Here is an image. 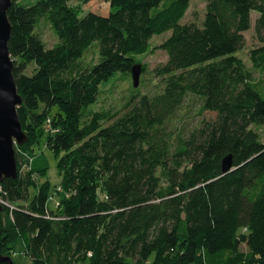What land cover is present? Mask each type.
Returning a JSON list of instances; mask_svg holds the SVG:
<instances>
[{
	"label": "trees",
	"instance_id": "obj_1",
	"mask_svg": "<svg viewBox=\"0 0 264 264\" xmlns=\"http://www.w3.org/2000/svg\"><path fill=\"white\" fill-rule=\"evenodd\" d=\"M99 1L10 0L25 142L13 147L16 176L0 182V256L19 242L29 264H264V0H203L200 26L180 23L189 0ZM252 22L247 67L237 54ZM166 32L161 90L131 85L119 110L92 111L100 86L144 71L139 58ZM89 50L96 61L83 66ZM189 97L213 117L172 126ZM43 126L55 189L33 147Z\"/></svg>",
	"mask_w": 264,
	"mask_h": 264
},
{
	"label": "rangeland",
	"instance_id": "obj_2",
	"mask_svg": "<svg viewBox=\"0 0 264 264\" xmlns=\"http://www.w3.org/2000/svg\"><path fill=\"white\" fill-rule=\"evenodd\" d=\"M20 3L26 0H17ZM100 10H106V4L101 2V0L93 5ZM205 14V3L203 0H189L188 8L181 20V24L195 23L200 26ZM256 15V14H255ZM253 18V17H252ZM253 20V19H252ZM45 47H51L55 39L48 29L47 26L41 25L37 31ZM169 36V32L162 34L161 36H154L149 41V48L153 50L152 53L139 58V62L144 66V71H140L138 78V86L140 85L141 94L151 95L155 92L161 90V82L159 77L154 74V70L160 67L165 62V54L158 50L159 44ZM258 46V43L253 38V22L250 31L245 33V46L244 49L237 54L241 58L247 67H250L248 54L251 48ZM96 61V56L93 51L89 50L83 58V66H89L91 63ZM131 89L130 78L121 77L116 75L108 83L100 86V95L96 100L95 104L91 107L92 111H107V110H119L125 103L127 97L129 96V91ZM199 102L197 98H187L182 107L179 109L175 115L172 126L181 128L183 130L194 128L202 117L212 118L213 114H203V116L198 115ZM48 134L47 126L42 127V136L37 140V143L33 146L35 153H43L46 164L47 172L45 175V180L48 181L50 189H55V186L60 181V177L57 174L55 168V160L51 153L48 152L46 146L44 145L45 136ZM261 136L264 137V129L260 130ZM33 190H30V194ZM57 197L54 196L53 191L51 197L48 198L47 206L49 209L53 210L57 204ZM13 264H29L28 259L23 255L22 246L19 242L14 244L13 251L10 255Z\"/></svg>",
	"mask_w": 264,
	"mask_h": 264
},
{
	"label": "water",
	"instance_id": "obj_3",
	"mask_svg": "<svg viewBox=\"0 0 264 264\" xmlns=\"http://www.w3.org/2000/svg\"><path fill=\"white\" fill-rule=\"evenodd\" d=\"M9 5L10 0H0V182L16 176L13 147H19L25 142V136L16 117V108L20 105V98L12 80L11 61L6 49L10 30L6 20ZM140 71V65L137 64L130 69L133 88L138 85ZM230 169L231 158L227 157L223 160L221 172L225 174ZM0 263L13 264L11 259L1 256Z\"/></svg>",
	"mask_w": 264,
	"mask_h": 264
},
{
	"label": "built area",
	"instance_id": "obj_4",
	"mask_svg": "<svg viewBox=\"0 0 264 264\" xmlns=\"http://www.w3.org/2000/svg\"><path fill=\"white\" fill-rule=\"evenodd\" d=\"M0 205H2V206H6V204L3 203L1 200H0Z\"/></svg>",
	"mask_w": 264,
	"mask_h": 264
}]
</instances>
